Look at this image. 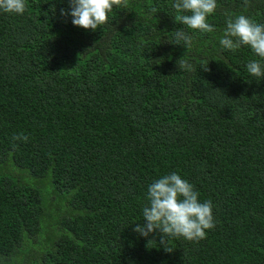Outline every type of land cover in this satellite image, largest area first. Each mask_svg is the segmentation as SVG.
I'll return each instance as SVG.
<instances>
[{
    "label": "trees",
    "instance_id": "16d2710c",
    "mask_svg": "<svg viewBox=\"0 0 264 264\" xmlns=\"http://www.w3.org/2000/svg\"><path fill=\"white\" fill-rule=\"evenodd\" d=\"M174 2L128 0L95 31L61 15L68 0L0 11V264H264V79L249 47L219 45L226 14L264 23V0H217L211 33ZM173 172L215 227L167 252L133 229Z\"/></svg>",
    "mask_w": 264,
    "mask_h": 264
},
{
    "label": "clouds",
    "instance_id": "9594fccd",
    "mask_svg": "<svg viewBox=\"0 0 264 264\" xmlns=\"http://www.w3.org/2000/svg\"><path fill=\"white\" fill-rule=\"evenodd\" d=\"M70 12L61 9V15L72 17V24L85 30L95 31L109 23V13L113 8H127L128 0H68ZM245 7L250 0H243ZM172 7L182 14L176 17L183 25L193 31L211 33L214 26L208 23V17L217 10V0H175ZM0 11L12 15H23L26 11L25 0H0ZM155 13L156 9H152ZM226 27L219 39L221 49L235 52L242 46L249 47L259 57L250 61L246 67L248 73L264 79V23H258L241 14L233 18L226 14ZM193 37L183 30L174 31L170 42L192 46ZM183 42V43H181ZM178 70L191 72L192 63L185 54L177 60ZM14 140H27L26 136L17 135ZM199 192L186 179L173 172L163 175L148 186L147 201L143 207V221L137 223L134 231L143 237L160 234V244L167 246L169 238H183L187 241H199L206 236V230L215 227L213 205L210 200L201 202Z\"/></svg>",
    "mask_w": 264,
    "mask_h": 264
}]
</instances>
